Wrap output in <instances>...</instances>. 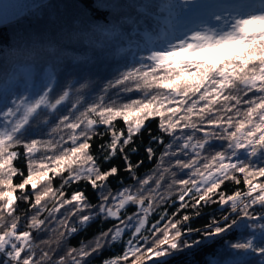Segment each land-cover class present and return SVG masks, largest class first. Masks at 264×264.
Returning a JSON list of instances; mask_svg holds the SVG:
<instances>
[{
  "label": "snow or ice",
  "instance_id": "6c2138e0",
  "mask_svg": "<svg viewBox=\"0 0 264 264\" xmlns=\"http://www.w3.org/2000/svg\"><path fill=\"white\" fill-rule=\"evenodd\" d=\"M3 28L0 264H264V0H14Z\"/></svg>",
  "mask_w": 264,
  "mask_h": 264
},
{
  "label": "trees",
  "instance_id": "16d2710c",
  "mask_svg": "<svg viewBox=\"0 0 264 264\" xmlns=\"http://www.w3.org/2000/svg\"><path fill=\"white\" fill-rule=\"evenodd\" d=\"M0 31H2L3 35H5V36L10 35V29L3 28V29H0ZM94 79H96V78L94 77ZM93 87H95V85H93ZM130 95L135 96V95H138V94L133 93V94H130ZM72 99H75V97H72ZM157 122H158L157 120H150L148 122V127L152 129L154 134L157 132V127H156ZM121 126H122V122H118L117 123V127L119 128ZM99 131L103 132L104 131L103 127H101L99 129ZM104 139H107V137H104ZM143 139H144V142L147 143L148 137H147V133L146 132L144 134ZM101 142L102 141L100 139H94L93 140V148L95 149V146L98 145ZM137 142L139 143V141H137ZM144 157H145V154L143 152V145H142L139 158H144ZM18 166L23 167V164H19ZM151 166L152 165L148 164L147 160L145 159V165H144V167H142L140 169V174L142 175ZM125 180L127 181V177L126 176H125ZM111 183L113 184V186H115L117 181L115 179H112ZM73 187H75V186H73ZM238 188L240 190H244L243 184L236 185L232 181H227L226 184L224 186H222V189L224 191H226L228 194H231L233 191L237 190ZM88 192H89V194H91V189L90 188L88 189ZM24 207H26V206L21 204V208L23 209ZM168 210H169V213H171V212L175 211V207H170ZM189 211H191V210L189 209ZM201 211H202V216L200 218H198V219L193 221L194 225H196V226H200L203 223H205V221L212 214H215L216 216H219L221 210L216 205H210V206H208L206 208H203ZM155 218H157V217L154 215L152 219H155ZM97 227H98V225H93L91 228L88 229L87 232L81 233L78 236H76L74 239H72L71 243L73 245H75L80 238H82V237H90L97 230ZM112 251L119 252L120 251V246L117 245ZM187 260L190 262V264H202L201 258L198 257V256H193L192 254H189L187 256ZM93 264H96V262L94 261Z\"/></svg>",
  "mask_w": 264,
  "mask_h": 264
},
{
  "label": "water",
  "instance_id": "95a60500",
  "mask_svg": "<svg viewBox=\"0 0 264 264\" xmlns=\"http://www.w3.org/2000/svg\"><path fill=\"white\" fill-rule=\"evenodd\" d=\"M14 0H0V6L4 4L13 3ZM16 3H19L20 5H32L33 3H36L37 0H15ZM28 12V8H22L21 14H26Z\"/></svg>",
  "mask_w": 264,
  "mask_h": 264
}]
</instances>
